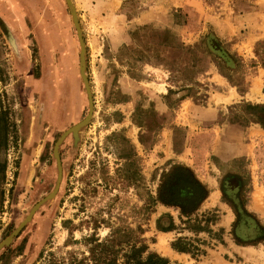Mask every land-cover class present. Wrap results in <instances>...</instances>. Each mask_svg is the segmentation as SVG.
Segmentation results:
<instances>
[{
	"label": "rangeland",
	"instance_id": "rangeland-1",
	"mask_svg": "<svg viewBox=\"0 0 264 264\" xmlns=\"http://www.w3.org/2000/svg\"><path fill=\"white\" fill-rule=\"evenodd\" d=\"M6 1L0 101L14 137L0 151L6 161L0 240L53 188V144L88 108L65 1ZM70 1L84 44L91 116L76 139L69 133L60 141L57 192L0 249V264H43L48 252L83 250L81 238L93 232L102 237L137 225L148 248L171 261L264 264V142L244 108L264 104L249 94L259 76L264 99V0ZM215 74L238 99L217 101ZM128 150L135 171L122 186L114 169ZM173 163L203 189L188 217L202 225L214 216L209 233L188 231L185 216L160 202L142 215L143 192L154 196L161 170ZM102 169L111 177L107 185ZM199 193L187 182L175 189L189 201ZM165 215L174 230L155 228L158 217L166 224ZM178 236L202 252L173 251L169 244Z\"/></svg>",
	"mask_w": 264,
	"mask_h": 264
},
{
	"label": "trees",
	"instance_id": "trees-1",
	"mask_svg": "<svg viewBox=\"0 0 264 264\" xmlns=\"http://www.w3.org/2000/svg\"><path fill=\"white\" fill-rule=\"evenodd\" d=\"M264 67V61L261 62ZM244 108L250 110L249 115L252 120L257 123L264 130V104H245ZM8 108H4L0 101V151L5 150L8 146L9 137L12 136L14 128L13 123L9 120ZM113 135V134H112ZM15 141V139H13ZM12 141V142H13ZM130 150V149H129ZM122 155L125 162L114 169L116 176L120 179L122 186L129 184L132 179V174L135 171L131 165L132 160L129 159L131 151ZM122 156H119L123 158ZM5 159H0V182L5 178ZM102 181L107 185V181L111 178L106 175L102 169ZM159 181L154 191L155 195L152 196L147 191L143 192L145 195L142 205V215L145 217L151 206L155 202H160L163 205L176 207L178 214L185 216L184 228L193 233L200 231L210 232L207 227L209 222L214 221V216L204 217V224L200 225V220L194 217L192 220L188 217L189 213L204 197V191L198 182L191 175L189 170L181 163H173L161 170ZM187 180L195 187H199L200 193L197 198L189 201L185 198H180L175 195V187L177 181ZM113 184V183H112ZM224 197V194H221ZM245 212V211H244ZM167 216V215H165ZM165 225L160 222V217L155 220V228L159 231L166 232L174 230L176 227L169 216ZM191 220V221H190ZM221 231L220 229L218 232ZM144 229L137 225L134 228L127 226L113 227L104 236H96L95 232L81 238L84 249L75 252L73 250H66L62 254L55 255L53 252H48L44 256L43 264H181L176 261L169 260L166 256L160 255L155 251L148 248L146 238L143 236ZM263 238V237H261ZM170 248L179 253H188L191 256L197 255L202 252L196 245L184 237H176L170 244Z\"/></svg>",
	"mask_w": 264,
	"mask_h": 264
},
{
	"label": "water",
	"instance_id": "water-1",
	"mask_svg": "<svg viewBox=\"0 0 264 264\" xmlns=\"http://www.w3.org/2000/svg\"><path fill=\"white\" fill-rule=\"evenodd\" d=\"M64 1H65L66 5L68 7V10H69V13H70V17H71V21H72L73 27L75 29L77 40H78V44H79L78 73H79V76H80V78L82 80L83 87H84V90H85V93H86V97H87V105H88L87 113L78 122L72 124L71 126L66 128L65 130H63L60 133V135L57 137V139L55 140V142L53 144V148H52V155L54 157L55 164H56V179H55V183H54L53 188L46 195H44L37 202H35L31 206V208L29 209L28 213L23 218V220H21L10 231L9 234H7L3 239L0 240V249L10 243L12 238L17 235V233L20 231V229L23 227V225L27 221H29V219L31 218L32 214L35 212V210L39 207L40 204H42L44 201H46L48 199H51V198H53L55 196V194L57 192V189L59 187L60 181H61V173H62L57 147H58L60 141L69 133L73 136L74 139H76L78 130L88 122V120H89V118L91 116L92 101H91V96H90V92H89L87 79H86V76H85V73H84V44H83V40H82V37H81V34H80V29H79V26H78V23H77V17H76V14H75L74 7L71 4L70 0H64Z\"/></svg>",
	"mask_w": 264,
	"mask_h": 264
},
{
	"label": "crops",
	"instance_id": "crops-1",
	"mask_svg": "<svg viewBox=\"0 0 264 264\" xmlns=\"http://www.w3.org/2000/svg\"><path fill=\"white\" fill-rule=\"evenodd\" d=\"M7 7H8L7 1L6 0H0V17L5 22L7 21V16H6ZM215 77H216L217 81L214 80V85L218 86L217 91L215 92L217 101L223 102L225 99L230 101V100H236L239 98V95L236 93V91L233 88L226 86V84H225L226 82L223 79V77H221L218 74H215ZM262 85H263V82H261L259 76H255L250 81L249 94H250V96H254L255 101H258V100L264 101V99L263 100L258 99V92L261 91ZM253 130L255 131L256 135L259 136L264 142V130H262L260 128H257V129L253 128Z\"/></svg>",
	"mask_w": 264,
	"mask_h": 264
},
{
	"label": "flooded vegetation",
	"instance_id": "flooded-vegetation-1",
	"mask_svg": "<svg viewBox=\"0 0 264 264\" xmlns=\"http://www.w3.org/2000/svg\"><path fill=\"white\" fill-rule=\"evenodd\" d=\"M185 182H187L188 184H190L187 180L177 181V184H176L175 189L178 187V185H180V184H182V183H185ZM190 185H192V184H190ZM192 186H193V185H192ZM175 189H174V190H175Z\"/></svg>",
	"mask_w": 264,
	"mask_h": 264
}]
</instances>
